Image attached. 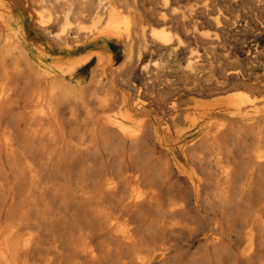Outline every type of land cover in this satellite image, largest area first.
I'll use <instances>...</instances> for the list:
<instances>
[{
    "label": "bare ground",
    "instance_id": "1",
    "mask_svg": "<svg viewBox=\"0 0 264 264\" xmlns=\"http://www.w3.org/2000/svg\"><path fill=\"white\" fill-rule=\"evenodd\" d=\"M166 5L0 0V264H264V72Z\"/></svg>",
    "mask_w": 264,
    "mask_h": 264
},
{
    "label": "rangeland",
    "instance_id": "2",
    "mask_svg": "<svg viewBox=\"0 0 264 264\" xmlns=\"http://www.w3.org/2000/svg\"><path fill=\"white\" fill-rule=\"evenodd\" d=\"M162 1L163 0H136L137 12L144 18L143 22L146 24L145 29H148L149 27L158 30L162 29L170 35L181 32L178 24H160L154 20L148 19L149 17L146 11L148 9H155V12L158 13V10L161 8ZM166 8L168 14L181 18L180 24H183L184 29L188 27L187 30L189 31L192 21L191 16H206L207 9L209 12L208 16H210L211 19L217 18L218 21H221L219 22V25L223 28L222 30L215 31V27L213 25L211 26L210 23H205L207 26H201L202 33H207L208 37H211L212 35L215 36V42L211 47L217 50L216 53L220 55L222 53L223 56L232 61L233 65H236L238 69L243 67L247 68L251 73H257L256 75L258 76L264 72V35L260 34L259 29L257 30L258 20L264 18V0H167ZM188 8H192L194 11H186ZM225 22H227L228 27H225L227 25ZM257 35H259V37ZM255 43L257 44L258 51V55L256 56L257 58H255L252 62H248L246 60L241 61V59L244 58L243 49L250 45H254ZM189 47L198 49L201 46L191 43ZM234 61L236 62L234 63ZM142 65L145 69L150 70L152 65H154V61L151 57H145L142 59ZM153 80V78L148 80L151 85H154ZM170 83L171 82H169V84ZM166 85L167 84L165 83L161 84L162 87H165ZM246 89L247 88L236 87L233 90L247 92L248 90ZM255 91L257 93H255ZM253 92V95L259 96V92L257 90H253ZM154 94L155 93L152 92V96ZM18 107L21 108V104ZM21 110L23 109L21 108ZM248 142L250 141L247 140V143ZM237 150L238 152L236 151V154L238 155L237 159L239 160L237 161L242 163L246 156L244 149L238 148ZM172 181L173 180L171 179L169 182ZM179 189L182 190V188ZM177 191L175 190V192ZM252 204L255 206L254 202H252ZM186 214L187 218H184L186 221L188 220L187 223L193 229L191 232L192 235L199 233L197 227L200 226V224L201 226L206 227L210 217L212 216V212L205 213V211H202L197 215L193 210H189ZM177 239L185 240L187 238L179 235ZM183 250L185 251V249Z\"/></svg>",
    "mask_w": 264,
    "mask_h": 264
}]
</instances>
